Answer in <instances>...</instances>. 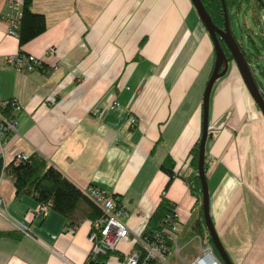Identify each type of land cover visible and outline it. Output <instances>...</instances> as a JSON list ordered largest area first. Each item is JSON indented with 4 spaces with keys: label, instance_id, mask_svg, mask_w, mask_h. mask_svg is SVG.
<instances>
[{
    "label": "crops",
    "instance_id": "crops-1",
    "mask_svg": "<svg viewBox=\"0 0 264 264\" xmlns=\"http://www.w3.org/2000/svg\"><path fill=\"white\" fill-rule=\"evenodd\" d=\"M31 9L45 28L18 47L0 0V102L18 106L0 156L5 165L16 153H38L79 189L94 185L117 197L130 235L104 264H118V255L135 250L132 237L160 200L168 179L162 160L190 174L188 151L201 126L194 91L212 66L210 39L189 0H32ZM19 51L40 59L41 68L16 71L8 58ZM204 153L209 216L221 245L233 264H264V117L232 64L209 94ZM0 196L7 214L37 237L12 232L0 217V264L86 263L89 219L66 233L62 215L47 209L38 217L29 196L15 199L4 173ZM163 197L176 212L177 240L189 244L196 197L179 176Z\"/></svg>",
    "mask_w": 264,
    "mask_h": 264
},
{
    "label": "trees",
    "instance_id": "trees-1",
    "mask_svg": "<svg viewBox=\"0 0 264 264\" xmlns=\"http://www.w3.org/2000/svg\"><path fill=\"white\" fill-rule=\"evenodd\" d=\"M223 1L227 11V21L229 26L228 10L232 7L237 6L238 3H240L242 0ZM200 2L202 3L206 13L209 15L212 23L218 28H222L223 14L220 1L200 0ZM254 2L257 5L262 4L261 0H254ZM31 4L32 0H21L20 17L18 19L17 28L15 30L18 47H21L30 39L40 34L45 28L44 16L40 13L33 12L31 9ZM219 43L223 49L226 59L229 62H232L231 57L228 51L225 49L221 40H219ZM19 53L21 54L20 51ZM244 56L246 57L245 53ZM261 72L263 73V70ZM14 109L15 107L10 104V101H7V103L3 106L0 104V117L7 121H14ZM11 134L12 133L10 130L4 129L3 140H5ZM197 154L198 138L194 141L188 151L187 166L190 168V174L187 176H183L182 174L173 172L174 162L168 156H166L159 164V169L167 175L168 179L165 183L163 191H161L160 200L151 211L143 229L140 232L139 237L141 239H151L155 234H160L163 227H169L171 221L164 222V218L166 214L171 212L173 205L163 197V194L172 177L179 176L184 179V181H186L190 192L196 197V201L198 202L197 218L189 223L188 234H198L202 236V238L206 242L211 243L204 227L202 212L200 208V186L198 177L196 175ZM203 167L205 172V161L203 163ZM1 173H4L10 178L14 189L15 199L23 196H29L37 204H46L48 205L49 209L62 215L69 222V226H75L83 219H89L91 221L92 219H95L101 215L98 207L92 203V201L83 193L81 189L75 186L55 166L46 161L38 153H31L27 156V158L19 162H15L13 159L5 165L3 164L2 158L0 156V174ZM12 232L20 234L13 230ZM134 248L135 251L141 253L140 245L138 243L134 244ZM113 252L114 250L109 251L104 255L95 256L94 258H91L88 255L86 263L90 260H93L95 262H99L100 264H104L105 259L109 254ZM214 253L218 257L215 249ZM118 259L121 260L122 256L118 255Z\"/></svg>",
    "mask_w": 264,
    "mask_h": 264
},
{
    "label": "built area",
    "instance_id": "built-area-1",
    "mask_svg": "<svg viewBox=\"0 0 264 264\" xmlns=\"http://www.w3.org/2000/svg\"><path fill=\"white\" fill-rule=\"evenodd\" d=\"M6 11L2 14L3 20L6 23V33L15 36L18 19L20 17L21 0H5ZM52 52V48H48L46 53ZM13 68L18 72L32 71L40 67V59L32 55H24L17 53L8 58ZM6 102L2 101L3 106ZM10 104L17 108L15 101H10ZM134 120H132L133 122ZM15 121H7L0 117V142L4 139L3 130H14ZM27 158L24 153H16L13 157L15 162H19ZM83 193L98 207L101 215L90 221L88 231V240L90 242L89 256L94 258L98 255H104L115 249L116 242L120 239L127 238L130 235V230L120 220V216L125 213L123 205L117 197L110 196L97 186L88 185L82 189ZM163 193V192H162ZM49 209L46 204H37L34 209L38 217L44 215V212ZM0 217L7 221L11 230L20 233L21 235L37 240V237L31 231L29 225L23 221L15 219L5 211V204L0 196ZM170 222L169 227H163L160 234H155L151 239H141L140 233L133 235L132 240L140 245L141 253L132 251L129 255L118 261V264H170L167 260V255L172 254L173 257L182 264H222L214 253L211 243L206 242L202 236L195 234L193 240L197 242L199 254L188 263H183L179 257V247L177 246V233L179 232V223L177 221L174 207L171 212L165 215L164 222ZM75 226H68L66 233L71 234Z\"/></svg>",
    "mask_w": 264,
    "mask_h": 264
},
{
    "label": "water",
    "instance_id": "water-1",
    "mask_svg": "<svg viewBox=\"0 0 264 264\" xmlns=\"http://www.w3.org/2000/svg\"><path fill=\"white\" fill-rule=\"evenodd\" d=\"M196 16L200 22V24L205 29L208 37L210 39L213 51V61L211 69L208 73L207 79L204 83L201 98H200V113H201V126L200 133L198 137V154H197V163H196V175L199 180L200 186V208L202 212V218L204 227L207 232V236L209 240L217 252V255L223 264H233L224 250L223 246L220 243V240L215 232L214 226L209 216V195L208 188L206 184V177L204 172V145L205 140L208 135V107H209V94L213 83L223 77L228 70V60L224 55L222 47L219 43L221 40L228 50V53L231 57V61L234 64L242 83L244 84L246 90L248 91L250 97L255 103L256 107L261 112L264 117V97L262 96L261 90L258 88L250 66L244 53L238 46L236 40L230 32L228 21H227V11L225 8V4L223 0L220 1L222 14H223V27L218 28L215 26L209 15L206 13L203 8L200 0H189ZM86 264H100L99 262H95L90 260Z\"/></svg>",
    "mask_w": 264,
    "mask_h": 264
},
{
    "label": "rangeland",
    "instance_id": "rangeland-1",
    "mask_svg": "<svg viewBox=\"0 0 264 264\" xmlns=\"http://www.w3.org/2000/svg\"><path fill=\"white\" fill-rule=\"evenodd\" d=\"M261 2V5H257L254 0H242L237 6L228 10V17L229 28L236 42L245 53L254 80L264 97V70L263 73L261 72L264 68V0H261ZM232 65L234 64L232 63ZM208 73L209 70L206 76L199 80L194 91L197 92L199 98ZM195 245H197L195 240L184 246L181 241L177 240L179 257L183 263H188L197 253ZM172 264L182 263L172 259Z\"/></svg>",
    "mask_w": 264,
    "mask_h": 264
},
{
    "label": "flooded vegetation",
    "instance_id": "flooded-vegetation-1",
    "mask_svg": "<svg viewBox=\"0 0 264 264\" xmlns=\"http://www.w3.org/2000/svg\"><path fill=\"white\" fill-rule=\"evenodd\" d=\"M222 42V41H221ZM223 43V42H222ZM224 45V44H223ZM225 47V46H224ZM225 49H226V47H225ZM223 50V49H222ZM227 50V49H226ZM228 51V50H227ZM248 61V60H247ZM230 64H232L231 62H229L228 61V66L230 65ZM251 69V68H250Z\"/></svg>",
    "mask_w": 264,
    "mask_h": 264
}]
</instances>
